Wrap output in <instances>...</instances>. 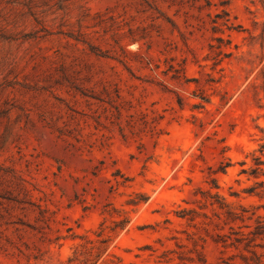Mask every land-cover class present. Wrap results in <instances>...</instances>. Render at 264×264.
Masks as SVG:
<instances>
[{"label":"rangeland","instance_id":"rangeland-1","mask_svg":"<svg viewBox=\"0 0 264 264\" xmlns=\"http://www.w3.org/2000/svg\"><path fill=\"white\" fill-rule=\"evenodd\" d=\"M261 145L264 0H0V264H264Z\"/></svg>","mask_w":264,"mask_h":264},{"label":"trees","instance_id":"trees-1","mask_svg":"<svg viewBox=\"0 0 264 264\" xmlns=\"http://www.w3.org/2000/svg\"><path fill=\"white\" fill-rule=\"evenodd\" d=\"M223 13H225V15H226V12L223 11ZM228 29L234 30L235 28L228 27ZM263 151H264V145H261L258 149V152H260L262 156H264ZM253 161H254V166L250 168V175H252L254 178H258L260 175L264 176V170L262 168V166H264V162L262 160H260V157H254ZM242 173H246V171H242ZM211 182L213 183L212 187L217 188V186L215 184V180H211ZM256 184H258V186H262V185H264V182H257ZM248 193H252V192L249 191ZM206 194L211 196L209 191H207ZM211 197L217 198L218 196L212 195ZM221 201L222 200H218V202H216L219 205V208L220 209H226L225 214L227 215L228 218L232 219L233 221L235 219H237L239 217L238 214H236L232 210H230L228 205L225 204L224 202H221ZM210 205H214V202H212ZM239 219H242V218H239ZM249 234L252 236L251 241H254L256 239H264V221L261 219V217H257L253 231L250 232ZM242 240H248V237L239 238L237 241H242ZM248 242H250V240H248ZM104 243H106V241L102 240V239L95 241V243L89 242V244H91L92 246L86 250L88 255H90V257H91L92 254H94L95 259H98L101 255L102 251H104V248H102V245ZM86 261H89V259H87ZM95 262H96V260H95Z\"/></svg>","mask_w":264,"mask_h":264}]
</instances>
